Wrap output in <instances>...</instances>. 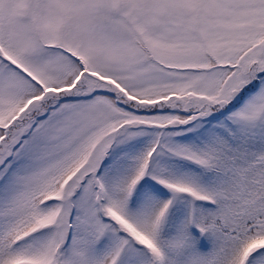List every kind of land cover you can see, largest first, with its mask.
Instances as JSON below:
<instances>
[{
	"label": "snow or ice",
	"instance_id": "1",
	"mask_svg": "<svg viewBox=\"0 0 264 264\" xmlns=\"http://www.w3.org/2000/svg\"><path fill=\"white\" fill-rule=\"evenodd\" d=\"M0 264H264V0H0Z\"/></svg>",
	"mask_w": 264,
	"mask_h": 264
}]
</instances>
